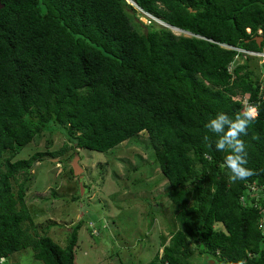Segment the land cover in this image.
I'll return each mask as SVG.
<instances>
[{
	"label": "trees",
	"instance_id": "trees-1",
	"mask_svg": "<svg viewBox=\"0 0 264 264\" xmlns=\"http://www.w3.org/2000/svg\"><path fill=\"white\" fill-rule=\"evenodd\" d=\"M131 1L0 0V258L19 264L10 259L30 249L43 264H76L82 223L62 247L27 207L34 167L145 133L179 226L149 264H264L251 207H264V91L234 50H260L264 0ZM144 13L192 36L145 24ZM54 133L66 139L59 151L17 158ZM234 162L251 174L240 179Z\"/></svg>",
	"mask_w": 264,
	"mask_h": 264
},
{
	"label": "rangeland",
	"instance_id": "rangeland-1",
	"mask_svg": "<svg viewBox=\"0 0 264 264\" xmlns=\"http://www.w3.org/2000/svg\"><path fill=\"white\" fill-rule=\"evenodd\" d=\"M140 20L147 23L143 17ZM251 64L262 79L264 69L259 63ZM65 143L59 133L44 134L17 158L59 151ZM150 144L149 136L141 133L108 153L82 149L70 158L71 150L63 157L67 159L65 163L58 165L59 159L47 156L46 162L50 160L52 164L34 167L27 207L39 229L50 227L49 236L62 247L73 229L82 223L76 264H149L160 243L166 240L168 244L172 232L179 228L174 204L167 198L168 182L157 167L150 166ZM74 164L84 172L83 185L87 189L83 197L72 172ZM77 194L80 198L73 201L72 197H79ZM195 253V259L198 257L202 263L209 260ZM10 260L43 264L30 249Z\"/></svg>",
	"mask_w": 264,
	"mask_h": 264
},
{
	"label": "clouds",
	"instance_id": "clouds-1",
	"mask_svg": "<svg viewBox=\"0 0 264 264\" xmlns=\"http://www.w3.org/2000/svg\"><path fill=\"white\" fill-rule=\"evenodd\" d=\"M128 2L129 3H132L134 6H135V4L131 1V0H128ZM137 7V6H136ZM138 8V7H137ZM145 14V13H144ZM147 19V18H149V19H152V20H154V21H156L157 23H159L161 26H163V27H165V28H168L169 30H171V31H173L176 35H178V36H181V35H183V36H188V37H190V36H192L191 34H189V33H187V32H185V31H183V30H180V29H177V28H174V27H171V26H169V25H167V24H165V23H163L162 21H160V20H158V19H156V18H154L153 16H150V15H148V14H145V17H143V19ZM142 19V18H141ZM150 22L148 21V19H147V23L145 22V24H149ZM247 32L249 33V34H252V30L250 29V28H247ZM258 35H259V37L257 38V39H259V38H263L262 37V31L261 30H259V32H258ZM256 39V40H257ZM263 43V42H262ZM230 48H232V49H234L233 47H230ZM260 48V50H245V49H242V48H238V47H235V51H237L238 53H240V55H243L242 54V52H240V51H248V52H262L263 50H264V47H259ZM238 50H240V51H238ZM246 59H251V61L254 63V64H260V66H261V68L262 69H264V61H261V59H258V58H256V57H250V56H246V55H243ZM251 61H250V65H251V67H252V70L254 71V77H255V79H258L259 81H258V85L260 86V96H262V93H263V91H264V77H262V79H261V77L260 76H258L257 75V68L256 67H254V66H252V64H251ZM237 62H241L242 63V58L240 57V56H237L236 57V61H235V63H234V65L236 66L237 65ZM231 71V73H233V71L232 70H230ZM236 100H238V101H241L242 103H243V105H244V108H245V110L249 113V115L252 117V118H255L256 116H257V113H258V108L256 107V106H254L250 101H249V98L248 97H243V96H238L237 98H236ZM212 124H213V126L215 127V128H219L220 127V124L217 122V121H212ZM239 130H241L242 131V128H240ZM80 150H82V149H80ZM80 150H78V151H80ZM24 151V150H23ZM50 161V160H49ZM56 161V160H55ZM59 161V160H58ZM60 164H62V163H60L59 162V164L58 165H60ZM78 164H74V166H73V168H72V171H73V174H74V176H76V179H77V184H78V186L81 184V183H84V172H83V169L80 167V166H77ZM62 168H64V167H62ZM233 168H234V171H236L237 172V174H238V177L240 178V179H244L245 177H247V176H249L251 173H250V171H248L247 169H245V168H241L240 166H239V164H237V163H235L234 162V164H233ZM76 169L79 171V174L78 175H76ZM79 180V181H78ZM85 184V183H84ZM85 189H87V187L85 186V185H83V190L82 191H84ZM248 192H249V194L250 195H252V196H255V197H257V198H260L261 196H262V194H263V190H262V188H260V187H258L256 184H253V185H251V186H249V189H248ZM81 196L83 197V194L81 193ZM78 198H80V194H79V197ZM245 197H242V202H243V200L245 201ZM78 200V199H77ZM255 205H257V207H258V209L261 211L260 212V217H261V215H262V213L264 212V207H263V204H261V205H259L258 203L257 204H251V207H255ZM258 226H259V223H258ZM161 253V252H160ZM161 254H163V251H162V253ZM0 264H4V261H3V259L2 258H0Z\"/></svg>",
	"mask_w": 264,
	"mask_h": 264
},
{
	"label": "built area",
	"instance_id": "built-area-1",
	"mask_svg": "<svg viewBox=\"0 0 264 264\" xmlns=\"http://www.w3.org/2000/svg\"><path fill=\"white\" fill-rule=\"evenodd\" d=\"M240 52H242L243 55L250 56V57H256L258 59H261V61H264V50L262 52H248V51H240ZM259 229L264 232V212L262 213L259 219Z\"/></svg>",
	"mask_w": 264,
	"mask_h": 264
},
{
	"label": "water",
	"instance_id": "water-1",
	"mask_svg": "<svg viewBox=\"0 0 264 264\" xmlns=\"http://www.w3.org/2000/svg\"><path fill=\"white\" fill-rule=\"evenodd\" d=\"M4 8V6L0 3V10ZM257 41V45L258 47H261L262 46V42L264 41V38H259L256 40ZM79 174V171L76 169V175ZM81 186V189L83 190V183L80 184ZM82 194H83V191H82Z\"/></svg>",
	"mask_w": 264,
	"mask_h": 264
},
{
	"label": "flooded vegetation",
	"instance_id": "flooded-vegetation-1",
	"mask_svg": "<svg viewBox=\"0 0 264 264\" xmlns=\"http://www.w3.org/2000/svg\"><path fill=\"white\" fill-rule=\"evenodd\" d=\"M79 181V180H78Z\"/></svg>",
	"mask_w": 264,
	"mask_h": 264
}]
</instances>
